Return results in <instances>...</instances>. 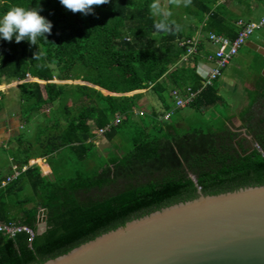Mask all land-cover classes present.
<instances>
[{
    "label": "trees",
    "instance_id": "1",
    "mask_svg": "<svg viewBox=\"0 0 264 264\" xmlns=\"http://www.w3.org/2000/svg\"><path fill=\"white\" fill-rule=\"evenodd\" d=\"M219 1L183 0L180 16L169 12L166 18L159 6L154 14L151 6L158 5L156 0H109L87 15L65 9L59 0H39L40 14L52 23L46 40L38 38L35 45L0 40V86L22 82L19 121L37 123L31 137L20 132L14 138L13 165L26 170L0 190L3 194L28 188L16 215L9 217L0 205V221L25 227L32 235H0V264H42L130 220L193 200L198 191L212 196L264 186L263 78L236 114L238 129L225 115L220 127L207 130L189 126L183 130L170 121L180 109L203 114L222 105L219 77L184 108L174 106L172 112L167 102L169 97L174 103L173 92L183 96L201 88L195 68L205 44L200 41L197 53L183 63L186 46L180 43L192 39L202 25L206 39L210 33L236 37L239 19ZM36 3L0 0V15L12 6ZM157 24L165 28L158 29ZM26 76L42 84L24 82ZM142 90L156 97L163 112L142 110L138 94L125 96ZM2 96L0 92V111ZM45 106L51 109L42 111ZM115 116L120 122L102 137L109 142L124 127L130 128L129 151L105 156L92 172L56 177L49 161H59L60 154L71 155L76 162L92 160L94 131L110 125ZM37 159L46 160L51 174L41 176L39 166H28ZM41 210L46 211V229L37 235Z\"/></svg>",
    "mask_w": 264,
    "mask_h": 264
},
{
    "label": "water",
    "instance_id": "2",
    "mask_svg": "<svg viewBox=\"0 0 264 264\" xmlns=\"http://www.w3.org/2000/svg\"><path fill=\"white\" fill-rule=\"evenodd\" d=\"M45 216L37 214V235ZM42 264H264V186L212 196L198 191L193 200L130 220Z\"/></svg>",
    "mask_w": 264,
    "mask_h": 264
},
{
    "label": "crops",
    "instance_id": "3",
    "mask_svg": "<svg viewBox=\"0 0 264 264\" xmlns=\"http://www.w3.org/2000/svg\"><path fill=\"white\" fill-rule=\"evenodd\" d=\"M219 4L225 6L227 11L231 15L246 23L256 22L261 18H264L263 0H220ZM227 18L231 19L230 17ZM202 27H204V25L199 26V29L195 32L192 38H194V40H196L198 43L200 41H203L205 44L204 51L207 52L206 54L209 53L210 55L214 49L211 44L208 43L205 35L200 32ZM205 52L202 53L203 56H205ZM202 55L201 59L197 60L196 62L195 70L196 74L199 76L200 79L201 77L198 72H202L203 74H205L213 67V65L206 60V57H203ZM262 78L264 79V27H262L260 30L255 31L252 34V36L247 40L245 45L239 49L237 55L229 62L227 67L222 71L216 83L217 91H227L229 96L238 97L240 99V101L238 102L241 104L240 107L242 108L243 106L248 104L249 94L254 90L255 84L259 82ZM33 82L42 84L41 82H38L35 79H33ZM18 85L19 84H17V86ZM100 91L101 93L104 92L102 90ZM106 94H108L109 96H116L110 93ZM137 94L141 96L139 99V103L143 105L142 110H154L155 112L159 113L163 112L161 103L147 90L135 91L125 96H132ZM152 96L154 98H152ZM11 97L13 98V100L14 98L16 99V105L12 106L11 103H5L3 109L0 111V113H3L0 117V121H2L0 123V146H4V143H8L6 145L8 148L6 147L2 149H10L13 152V150L16 148L14 138L19 135V129H21L22 125L18 118L21 102L19 100L18 95ZM167 102L170 105V111H175L173 100L168 97ZM239 110H230L228 108L226 109V113L228 114L226 117L229 119V121L238 119H236L235 117L233 118L232 116H234V114H237ZM137 113V111L134 112V114L136 115ZM174 123L178 128L186 130L185 124L182 121L181 117ZM233 127L236 128L237 125H234ZM3 138L4 140H6L5 142H1ZM93 142L95 147L104 148V153L101 152L102 155L107 156L109 152H111L112 148H109L108 142H106L104 137L96 136V139H94ZM30 162H35V164H37V162L45 163L49 167L46 160L44 159H37ZM12 166L13 161L12 156L10 155L8 158V163L5 167V174L1 175L0 178H7L11 174ZM42 173V168L40 167L41 176ZM26 189L27 187H24L23 190L16 188L14 192H3V194H0V205H2V211L8 213L9 217L16 215L20 208L18 203L23 202L27 198L28 195H26V197H20L19 199V195L23 194ZM26 191L28 192V190ZM25 207L29 208L30 206L27 205Z\"/></svg>",
    "mask_w": 264,
    "mask_h": 264
},
{
    "label": "rangeland",
    "instance_id": "4",
    "mask_svg": "<svg viewBox=\"0 0 264 264\" xmlns=\"http://www.w3.org/2000/svg\"><path fill=\"white\" fill-rule=\"evenodd\" d=\"M156 3L158 4L159 8H160V12L162 13V15L164 17H168L169 16V12H171V14L178 18L181 13V9L183 10L182 6H183V0H172V3H170V0H156ZM172 4V7L171 5ZM32 80V79H31ZM29 82H33V81H29ZM53 83H58L53 81ZM17 84L20 85V82H13L10 84H6V85H2L0 86V92L3 94H8V95H3L2 96V100L3 103L7 104V103H11L12 106L16 105V99L11 97V96H17L18 95V86ZM67 84H80V85H84L80 82H67ZM104 95H108L105 92H102ZM219 96L222 98V105H219L218 107H214L212 108L210 111H208L207 113H203V114H199V113H195L194 111H192L190 108H184V109H180L177 111V113L175 115L172 116L171 118V122L174 123L175 121H177L180 117L182 119V121L185 124V128L187 129L188 126L189 127H198L201 128L203 130H207L211 127L213 128H218L223 124V120L222 117L227 116L228 114L226 113V109H230V110H239L241 109L240 107V103L238 101H240V99L236 96H229L227 91H223V90H218ZM152 98H154L152 96ZM6 107V105H5ZM51 108L49 106H45L42 111H48ZM2 112L0 113V117L2 116ZM19 116V115H18ZM233 118L235 117L237 119V115L234 114V116H232ZM40 122V119H38ZM37 120V121H38ZM2 121H0L1 123ZM36 121L34 120H30L29 123H26V125H22L21 129H19V133H24L25 137H31V134H34V132L36 131ZM230 125L233 127L234 125H237V127H233L235 129H238L240 126V122L237 120H232L230 121ZM25 129V130H24ZM184 130V129H183ZM239 133L241 134L242 138H246V140L249 142V137H246L244 134L243 130H239ZM1 137V136H0ZM130 137H131V129L128 127H124L118 135H116L111 141L108 142V146L111 149V152H109V156L110 155H124L126 154L129 149L131 148V144H130ZM6 140H4V138L2 139L1 142H5ZM107 142V141H106ZM8 143H4V146H0V176L5 174V167L6 164L8 163V158L11 155L12 151L10 149H2V148H6ZM100 147V145H99ZM8 148V147H7ZM10 148V147H9ZM97 148V147H94ZM98 149V150H97ZM92 150V160H87L84 162H76L75 159L71 156V155H65V158L61 157L60 154V160L58 161V158H55L54 161H49L52 165L53 171L56 174V177H60V178H64L67 179L69 177H72L75 171H85V172H92L93 170H95L97 167H99L100 165L103 164V161L106 159V157L102 154H100L101 152L104 153V148H97ZM102 150V151H101ZM100 153H99V152ZM32 163V162H30ZM32 165H37L40 166L42 168V172L43 174L46 176L48 175V172L43 171L44 169V165L45 163H41V162H37V164H35V162L32 163ZM28 190V188L26 189ZM24 191L23 194L19 195V199L20 197H26V195H28L29 193L27 191Z\"/></svg>",
    "mask_w": 264,
    "mask_h": 264
},
{
    "label": "built area",
    "instance_id": "5",
    "mask_svg": "<svg viewBox=\"0 0 264 264\" xmlns=\"http://www.w3.org/2000/svg\"><path fill=\"white\" fill-rule=\"evenodd\" d=\"M235 25L237 27V35L234 39H228L223 36L215 35L213 33L208 34L207 41L211 44L214 50L210 55L206 57V60L211 63L213 67L205 74H203L202 72H198L201 77V88L197 92L193 93L187 90V92L183 96H178L176 92L172 93L175 108H184L189 105L197 94H199L206 87H210L213 82L218 77H220L222 71L237 55L239 49L245 45L252 34L264 27V18H261L256 22L248 23L239 20ZM198 44L199 43L194 40V38L179 44L180 46H186V52L181 59L183 63L187 62L191 56L197 53ZM26 81L33 80H31L29 76H26ZM167 119L168 115L164 117V120ZM120 120L121 119L118 116H115L110 125L106 126L103 129L94 131V134L96 136H102L111 127L117 126ZM28 166H32V164L29 162ZM25 170L26 167L18 168L13 165L11 174L4 181L0 182V190L15 181ZM21 232L32 235V233L25 227H21L13 223H3L0 221V235L6 236L8 238H13L16 234Z\"/></svg>",
    "mask_w": 264,
    "mask_h": 264
},
{
    "label": "clouds",
    "instance_id": "6",
    "mask_svg": "<svg viewBox=\"0 0 264 264\" xmlns=\"http://www.w3.org/2000/svg\"><path fill=\"white\" fill-rule=\"evenodd\" d=\"M108 2L109 0H59V3L65 9L73 13L79 12L83 15L92 13L94 6L107 4ZM151 7L154 14L158 13V5L154 3ZM42 10L39 0L32 7L15 5L7 9L0 15V40H14L15 42L23 40L31 45H35L38 38L42 37L46 40L45 34L50 33L52 23L40 14ZM156 27L158 29L165 28L163 24H157ZM24 82L29 81L25 79Z\"/></svg>",
    "mask_w": 264,
    "mask_h": 264
},
{
    "label": "bare ground",
    "instance_id": "7",
    "mask_svg": "<svg viewBox=\"0 0 264 264\" xmlns=\"http://www.w3.org/2000/svg\"><path fill=\"white\" fill-rule=\"evenodd\" d=\"M85 85V84H84Z\"/></svg>",
    "mask_w": 264,
    "mask_h": 264
}]
</instances>
